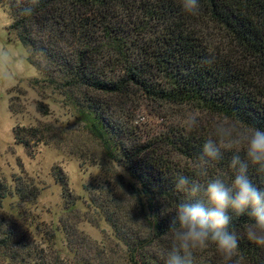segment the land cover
Here are the masks:
<instances>
[{"label":"trees","instance_id":"obj_1","mask_svg":"<svg viewBox=\"0 0 264 264\" xmlns=\"http://www.w3.org/2000/svg\"><path fill=\"white\" fill-rule=\"evenodd\" d=\"M199 2L200 11L189 15L180 0H0L11 19L10 32L40 75L34 86L59 97L84 125L125 189L116 192L99 183L90 191L87 206L111 234L86 246L78 236V201L67 179L54 170L63 189V213L73 214L74 222L63 217L59 226L42 231L46 243L54 244L59 232L65 235L75 264H165L173 212L184 199L176 175L202 183L217 176L228 183L234 179L230 152L209 165L208 177L194 176L212 125L230 119L264 129V0ZM155 106L190 111L199 127L190 130L188 118L175 123L158 113L161 128L147 129L139 113ZM51 131L17 126L14 135L33 155ZM249 176L264 190V172L250 166ZM13 197L18 213L5 209ZM39 197L40 189L22 178L13 190L0 180V255L7 264H62L61 250L48 245L47 252L19 223L27 217L23 206ZM232 216L241 264H264V248L244 234L250 218ZM196 264L223 260L209 246L197 253Z\"/></svg>","mask_w":264,"mask_h":264},{"label":"rangeland","instance_id":"obj_2","mask_svg":"<svg viewBox=\"0 0 264 264\" xmlns=\"http://www.w3.org/2000/svg\"><path fill=\"white\" fill-rule=\"evenodd\" d=\"M10 24L8 11L0 6V53L7 55L6 60L0 61V180L12 190L17 178L31 182L40 189L37 203L23 206L28 218L25 217L26 221L19 223L31 230L36 244L40 243L47 252L51 251L47 249L48 245H52L56 251L61 250L62 264H75L77 261L69 253L71 249L67 248L65 235L59 232L54 244L46 243L47 237L42 231L49 227L56 228L63 217L70 223L74 222L73 214L63 213V189L54 177V170L60 171V175L67 179L68 190L78 201L75 205L78 210L75 212L79 223L78 236L89 243L86 246L100 244L111 234L108 224L93 216L87 206L90 191L99 183L110 184L116 192L125 193V189L119 183V171L105 161L99 142L87 132L84 125L71 117L60 104L59 97L34 86V81L40 75L26 61L27 50L10 32ZM176 108L147 107L139 113L140 122L147 129L158 130L161 128L160 121H163L157 117L158 113L167 115L168 120L175 123L192 115L190 111L182 112ZM17 126L50 127L53 134L47 137L46 143L37 145L33 155H30L15 140L14 128ZM18 204L16 197L9 198L5 202V209L9 212L15 209L18 213ZM78 236L77 247L80 246ZM7 263V259L0 255V264Z\"/></svg>","mask_w":264,"mask_h":264},{"label":"clouds","instance_id":"obj_3","mask_svg":"<svg viewBox=\"0 0 264 264\" xmlns=\"http://www.w3.org/2000/svg\"><path fill=\"white\" fill-rule=\"evenodd\" d=\"M35 2V0H33ZM181 9L195 15L200 11L199 0H180ZM31 12V8L25 10ZM0 53V61L6 60ZM196 115H191L187 127H199ZM231 153L230 168L234 179L230 183L221 176L202 183L200 179L177 174L175 187L184 193L174 210L169 231L172 244L165 255V264H196L197 253L214 246L223 264H241L237 232L232 230L233 216L250 218L244 229L247 239L264 248V190L249 176V168L264 172V129L242 126L230 119L212 125L211 134L204 141L194 176L205 178L209 165Z\"/></svg>","mask_w":264,"mask_h":264}]
</instances>
